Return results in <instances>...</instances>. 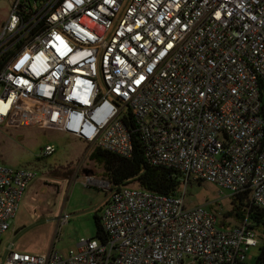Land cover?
<instances>
[{"label":"built area","instance_id":"obj_1","mask_svg":"<svg viewBox=\"0 0 264 264\" xmlns=\"http://www.w3.org/2000/svg\"><path fill=\"white\" fill-rule=\"evenodd\" d=\"M262 93L264 0H11L0 125L56 127L123 157L136 135L145 160L182 184L173 194L110 191L103 240L81 238L65 256L9 245L0 264H243L259 245L252 222L220 226L215 211L185 206V186L247 191L264 209ZM34 177L0 164V241Z\"/></svg>","mask_w":264,"mask_h":264},{"label":"rangeland","instance_id":"obj_2","mask_svg":"<svg viewBox=\"0 0 264 264\" xmlns=\"http://www.w3.org/2000/svg\"><path fill=\"white\" fill-rule=\"evenodd\" d=\"M10 2L0 0V26ZM48 144L55 147V152L42 156L40 151ZM88 147L56 127L0 125V164L35 172L10 229L1 236L0 253L12 245L11 249L34 254L53 248L65 256L81 238L96 237L94 215H100L110 192L95 181L105 180L103 169L88 158ZM230 197L212 182L189 178L184 204L187 208L203 205L220 219L231 208ZM227 223L231 227L237 222L227 217ZM254 231L259 245L247 252V264L254 262L264 244V225L255 226Z\"/></svg>","mask_w":264,"mask_h":264},{"label":"trees","instance_id":"obj_3","mask_svg":"<svg viewBox=\"0 0 264 264\" xmlns=\"http://www.w3.org/2000/svg\"><path fill=\"white\" fill-rule=\"evenodd\" d=\"M132 143L133 154L131 157H123L99 147L93 148L87 154L90 160L102 167V176L109 182V192L122 186L136 184L143 189L161 194L175 193L182 184L181 174L166 167L149 164L144 158L142 144L136 135L132 136ZM230 203V210L220 216V219L218 218L220 226H228L227 217H233L236 224L248 217L253 228L264 225V209L251 203L247 191L231 195ZM94 222L95 238L103 240L104 232L100 215H94ZM252 264H264L263 246L259 248V253Z\"/></svg>","mask_w":264,"mask_h":264},{"label":"water","instance_id":"obj_4","mask_svg":"<svg viewBox=\"0 0 264 264\" xmlns=\"http://www.w3.org/2000/svg\"><path fill=\"white\" fill-rule=\"evenodd\" d=\"M9 248H10V246H9Z\"/></svg>","mask_w":264,"mask_h":264}]
</instances>
